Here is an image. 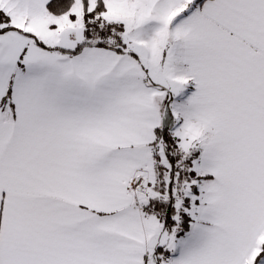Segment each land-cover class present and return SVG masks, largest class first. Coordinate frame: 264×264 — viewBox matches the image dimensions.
Wrapping results in <instances>:
<instances>
[{
  "label": "snow or ice",
  "instance_id": "6c2138e0",
  "mask_svg": "<svg viewBox=\"0 0 264 264\" xmlns=\"http://www.w3.org/2000/svg\"><path fill=\"white\" fill-rule=\"evenodd\" d=\"M0 264H264V0H0Z\"/></svg>",
  "mask_w": 264,
  "mask_h": 264
}]
</instances>
